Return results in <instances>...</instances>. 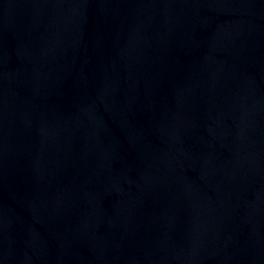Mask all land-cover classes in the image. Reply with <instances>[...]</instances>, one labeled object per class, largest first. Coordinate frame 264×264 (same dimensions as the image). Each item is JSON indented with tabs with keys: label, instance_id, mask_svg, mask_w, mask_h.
<instances>
[{
	"label": "water",
	"instance_id": "obj_1",
	"mask_svg": "<svg viewBox=\"0 0 264 264\" xmlns=\"http://www.w3.org/2000/svg\"><path fill=\"white\" fill-rule=\"evenodd\" d=\"M0 264H264V0H0Z\"/></svg>",
	"mask_w": 264,
	"mask_h": 264
}]
</instances>
